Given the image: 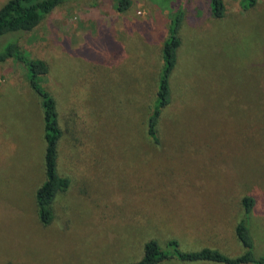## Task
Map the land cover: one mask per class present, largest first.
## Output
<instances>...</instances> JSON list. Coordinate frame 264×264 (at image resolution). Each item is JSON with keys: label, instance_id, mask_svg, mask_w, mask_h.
Instances as JSON below:
<instances>
[{"label": "rangeland", "instance_id": "1", "mask_svg": "<svg viewBox=\"0 0 264 264\" xmlns=\"http://www.w3.org/2000/svg\"><path fill=\"white\" fill-rule=\"evenodd\" d=\"M223 2L216 19L211 0H133L124 14L117 0H64L17 35L49 65L42 85L58 104L59 172L72 184L42 226L41 102L21 63L1 64L0 264H132L147 241L170 238L238 256L249 195L264 253V0L247 12L241 0ZM179 10L173 102L154 145L146 122Z\"/></svg>", "mask_w": 264, "mask_h": 264}, {"label": "trees", "instance_id": "2", "mask_svg": "<svg viewBox=\"0 0 264 264\" xmlns=\"http://www.w3.org/2000/svg\"><path fill=\"white\" fill-rule=\"evenodd\" d=\"M63 2L64 0H9L0 8V65L11 60L21 63L26 69L31 89L41 102L45 132V181L35 192V204L39 222L44 227H49L54 222V203L59 195L70 189L72 181L59 172V145L63 130L59 123L58 104L55 97L42 85V79L50 71L49 65L43 60L29 57L20 47L17 35L33 31ZM132 4L133 0H117L116 10L124 14ZM256 5L257 0L240 2V7L245 12ZM211 6L216 19L225 16L223 0H211ZM183 18L184 11H177L170 24L169 37L162 48L163 63L146 122V135L154 145L160 144L159 125L165 111L173 102L172 79L182 43L178 30ZM241 205L243 214L235 227V235L244 248L242 254L232 257L211 247L186 250L177 238H170L165 244L158 239H150L143 246L142 258L132 264H264V253L257 252L251 231L256 199L251 195L245 196Z\"/></svg>", "mask_w": 264, "mask_h": 264}]
</instances>
